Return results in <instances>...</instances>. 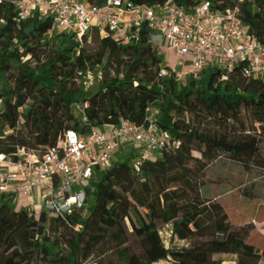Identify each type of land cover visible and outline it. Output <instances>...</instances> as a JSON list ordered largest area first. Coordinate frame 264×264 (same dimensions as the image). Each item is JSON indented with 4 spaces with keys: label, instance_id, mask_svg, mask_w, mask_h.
Instances as JSON below:
<instances>
[{
    "label": "trees",
    "instance_id": "1",
    "mask_svg": "<svg viewBox=\"0 0 264 264\" xmlns=\"http://www.w3.org/2000/svg\"><path fill=\"white\" fill-rule=\"evenodd\" d=\"M82 1L103 7L110 0ZM129 1L155 7L165 0ZM173 2L185 11L202 2L218 12L237 9L249 35L264 44V0ZM17 19L13 8L0 7V155L15 158L22 149L44 153L67 132L89 134L121 120L146 127L150 117L177 147L143 164L139 174L127 163L99 173L86 220L74 211L52 219L46 230L44 217L16 212L0 199L2 264H79L82 254L93 256L109 240L117 264H133L129 238L160 222L170 226V241L177 246L162 249L153 264H260L264 246L250 242L253 222L230 224L217 199L202 195L199 177L221 155L239 163L258 155L259 143L249 135L254 130L235 131L246 117L264 138V83L239 74L222 81L224 74L208 71L179 86L174 74L160 77L162 58L146 32L133 35L129 45L102 40L93 31L80 40L57 35L50 44L44 40L50 18L35 13L27 22ZM102 66L101 88L87 98L78 81ZM85 104L79 120L72 108Z\"/></svg>",
    "mask_w": 264,
    "mask_h": 264
},
{
    "label": "built area",
    "instance_id": "2",
    "mask_svg": "<svg viewBox=\"0 0 264 264\" xmlns=\"http://www.w3.org/2000/svg\"><path fill=\"white\" fill-rule=\"evenodd\" d=\"M16 11L18 23L39 13L52 20L49 34L80 40L93 31L102 40L129 45L146 32L152 50L162 58L160 77L174 74L179 86L208 71L264 83V44L253 39L239 21V11H216L202 2L188 11L173 0L155 7L129 0H110L93 7L82 0H0ZM84 111L89 105L85 104ZM146 127L121 120L116 127H98L89 134L67 132L44 153L20 150L15 158L0 155V199L16 212L29 210L50 226L52 219L84 211L94 204L91 185L99 173L127 163L137 174L143 164L177 147L150 117ZM22 210V211H26ZM40 213V218L37 217ZM77 228L76 230H78Z\"/></svg>",
    "mask_w": 264,
    "mask_h": 264
},
{
    "label": "rangeland",
    "instance_id": "3",
    "mask_svg": "<svg viewBox=\"0 0 264 264\" xmlns=\"http://www.w3.org/2000/svg\"><path fill=\"white\" fill-rule=\"evenodd\" d=\"M55 34H47L44 40L50 44L56 43ZM104 66L97 67L86 77L79 79L87 98H92L100 90L104 77ZM83 106L72 108L73 115L83 119ZM236 126V125H235ZM236 133L242 134V127L254 130L249 135L259 143L258 155L252 162L239 163L231 160L228 156L221 155L217 161L206 169L199 177V189L207 199H217L224 209L230 224L241 226L253 222L255 233L250 240L257 247L264 246V138L260 137L257 127L250 118L242 117L241 124H237ZM212 130V126H208ZM229 129V127H228ZM93 205L83 211V220L90 215ZM29 209L25 204L22 211ZM40 218L41 214H36ZM49 229L48 223L45 225ZM177 244L170 241V226L157 223L145 230L137 231L128 240L127 248L129 260L133 264H153L161 254L162 249ZM117 249L113 241L109 240L102 244L93 256L82 254L79 264H117ZM3 263V255L0 253V264ZM157 264H166L159 262ZM260 264H264V255Z\"/></svg>",
    "mask_w": 264,
    "mask_h": 264
}]
</instances>
